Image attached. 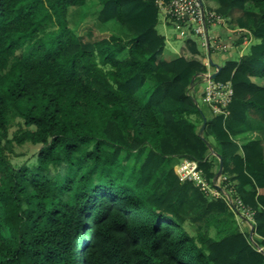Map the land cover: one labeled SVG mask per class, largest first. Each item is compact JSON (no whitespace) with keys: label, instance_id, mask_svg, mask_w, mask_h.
I'll use <instances>...</instances> for the list:
<instances>
[{"label":"trees","instance_id":"obj_1","mask_svg":"<svg viewBox=\"0 0 264 264\" xmlns=\"http://www.w3.org/2000/svg\"><path fill=\"white\" fill-rule=\"evenodd\" d=\"M90 2L120 33L72 28L70 7ZM218 3L259 41L224 64L215 80L232 83L229 114L208 117L197 43L158 59V0H0V264H264V137H237L264 130V85L252 79L264 78V0ZM192 115L207 119L203 131ZM16 117L29 128L14 140L42 144L36 167L6 154ZM213 152L254 212L253 238L225 197L174 168L196 161L217 187Z\"/></svg>","mask_w":264,"mask_h":264},{"label":"built area","instance_id":"obj_2","mask_svg":"<svg viewBox=\"0 0 264 264\" xmlns=\"http://www.w3.org/2000/svg\"><path fill=\"white\" fill-rule=\"evenodd\" d=\"M160 19L167 26L175 29L180 38L197 40L205 50V63L210 67V56L215 52H227L233 48L231 41H227L221 34L216 33V27L225 24L226 20L221 14L207 4V0H159ZM242 31L248 32L246 29ZM212 57V56H211ZM205 87L204 100L216 113L227 115L228 105L232 101L233 87L231 81L221 82L210 79ZM180 169L185 174L181 178H195L198 164L195 161H183ZM204 189L208 187L205 181H200ZM215 192V191H213ZM216 193V192H215Z\"/></svg>","mask_w":264,"mask_h":264},{"label":"rangeland","instance_id":"obj_3","mask_svg":"<svg viewBox=\"0 0 264 264\" xmlns=\"http://www.w3.org/2000/svg\"><path fill=\"white\" fill-rule=\"evenodd\" d=\"M94 4H95L94 2H90L85 6H79V7L78 6H71L70 7V9L68 11V19H69V23L72 26V28L74 30H76L78 33H83V34L91 33L94 37H101V36L109 37V36L113 35L114 33H120L121 30L119 29V24H117L115 22H110L108 24H104L98 20V18H97L98 6L94 5ZM210 6H211V8L215 9L214 5H210ZM160 24H161L160 26H163L165 29L174 31L176 34V38L178 36L176 43L178 45V50H179L178 55H180V50L182 49L183 44H184L183 38L179 37V35L175 31V29H173L171 27H167L163 23H160ZM159 28H160V30H162V27H159ZM249 41H250V38H248L246 45L249 43ZM123 56H126V52L123 54ZM175 56L176 55L174 54V52H171V54H164L163 58L167 59V60H171ZM152 86H153V82H148L144 86V88L142 89L139 97L144 99L149 94ZM203 92L205 93V88H204ZM203 96L204 95H202V99L197 98V100H198V103L200 104V107L202 108L203 112L205 113V115L210 117L209 116L210 108L208 107L209 104L204 100L205 97H203ZM212 109H211V111H212ZM191 118L197 120L198 125H201V124L203 125L202 119H200L197 115H192ZM25 128H29V127H27L23 118H21V117L12 118L11 124L8 128V131H7V137H8V139L11 140V142L8 143L6 141V139H4L2 141V143L5 144L6 154L9 158V160L11 161V163L15 167H19L21 165L26 164L29 167L33 168V167H36V165H37L38 152H39L42 144H40V143L35 144V143L30 142V141H26L24 143H18L17 141H15L14 140L15 135L19 131H21ZM31 128H34V127H31ZM183 161H184V159H183ZM183 161L181 160L178 162V160H176L174 162V168L176 169V171L180 175L185 174V172L181 171L180 166H179L180 162H183ZM195 178L202 181V179H204V176L201 173H198V174H196ZM194 181L198 184L197 180L194 179ZM216 184L218 186L222 187V191H219V190L213 188L211 185H210V188L214 189V191L216 193L218 192L217 193L218 195H224L226 198L232 197L233 202L237 203L238 207L241 209V210H239L240 213L238 212L239 213L238 214L239 222H241L242 225L248 224L249 227H250V225H252L254 228L255 222L252 220L254 216H252V214L248 210L244 209L241 206L240 202L238 201V197L234 196L236 193V187L233 184V182H229L228 176L227 175L225 176V175H223V173H220L218 175ZM215 192H211V193H215ZM243 216L247 217L248 220L244 219ZM243 220H245V221H243ZM186 225H187L188 230L191 233L196 232V226L194 224L187 223ZM246 229L247 228H244V230H246Z\"/></svg>","mask_w":264,"mask_h":264},{"label":"crops","instance_id":"obj_4","mask_svg":"<svg viewBox=\"0 0 264 264\" xmlns=\"http://www.w3.org/2000/svg\"><path fill=\"white\" fill-rule=\"evenodd\" d=\"M207 4L214 5V8L216 10H217L218 5H219L218 0H207ZM225 20H226V22H225L224 25L221 24V25H218L215 28L216 29V33L221 34L222 37H224L227 41H231V43L233 44V48L228 50L227 52H220V53L215 52L212 55V60L215 63H219L222 66L228 60H239L244 54L249 52L250 47L252 46V44H254V43L259 41V39L256 38L252 34V37L250 38L249 43L246 45V42H247L246 31H242L240 29V28H244V27H241V26L235 24V22H233L232 17H225ZM160 25L161 24L158 25V30L160 31V33H162L166 37V46H165L164 52L161 55H159L158 59L159 60H167V59H164L163 56H164V54H171V52H174V54L176 55L175 57L180 56L183 53V47L180 50V55H178L179 54V50H178V45L176 43V40H177L178 36L176 38V34H175L174 31L167 30L163 26H160ZM159 27H162V30H160ZM184 40L185 39H183V43H184ZM196 43H197L198 47L200 48V50L202 51V55H203V57L201 55H197V58L203 60L205 52H204V50H202V48L199 45V43L198 42H196ZM183 46H184V44H183ZM209 69L213 73L216 70V67L214 65H211L209 67ZM252 79H253V81L257 82L258 84L264 85V78L253 77ZM205 86H206V81L204 79V80H202L201 83H199L195 87V96H196V98H201L202 99L203 90H204ZM211 109L212 108H210V113H209L210 117L215 116L213 110L211 111ZM237 137H238L239 142L241 144H243V143H246L248 141V139H250V138L262 139L264 137V130L263 129H256V130H254V131H252V132H250L248 134L238 135ZM211 142L214 145H216V142L213 140V138H211ZM213 155H215L218 158V161L220 162V160H221L220 156H218V154H216L215 152H213ZM259 190H260V192L261 191L264 192V189H262V188H259ZM244 219H247V218H244ZM243 221H245V220H243ZM240 225H241L242 228L243 227L247 228L249 230V232L251 233V237L253 238V226L250 225V227H249L248 224L247 225H242L241 222H240ZM255 235H256V237H260L258 234H255Z\"/></svg>","mask_w":264,"mask_h":264},{"label":"clouds","instance_id":"obj_5","mask_svg":"<svg viewBox=\"0 0 264 264\" xmlns=\"http://www.w3.org/2000/svg\"><path fill=\"white\" fill-rule=\"evenodd\" d=\"M159 1V0H158ZM165 1V0H164ZM158 6H159V4H158ZM160 9V8H159ZM216 10V9H215ZM217 11V10H216ZM159 15H160V13H159ZM160 23H162L161 22V19H160ZM240 29H246V28H240ZM246 30H248V28L246 29ZM249 34V35H248ZM252 37V32L251 31H249L248 30V32H246V39L248 40V38H251ZM185 40H187V39H185ZM184 40V41H185ZM192 40H194V39H192ZM195 42H198L197 40H194ZM202 48V47H201ZM202 50H204L203 48H202ZM204 52H205V50H204ZM206 52H205V55H204V59L202 60L203 61V63L207 66V64L205 63V58H206ZM209 56H210V64L211 65H213L212 63H211V61H213L212 60V54L210 55L209 54ZM210 65V66H211ZM224 66V65H223ZM208 72H210V79H212L211 78V75H212V72L210 71V69H209V66H207V72L204 74V79H205V81H206V86H207V82H208V76H207V73ZM212 80H215V78L214 79H212ZM216 81V80H215ZM205 86V87H206ZM195 90V89H194ZM203 95H205V93L203 92ZM204 97V96H203ZM198 101V100H197ZM206 103V102H205ZM207 104V103H206ZM200 105V104H199ZM208 105V104H207ZM208 107H210L211 108V106L210 105H208ZM213 110V112H214V114L215 115H217V114H224L225 115V113H216L215 111H214V109H212ZM228 110V109H227ZM228 112H229V110H228ZM229 114V113H228ZM227 114V115H228ZM205 119V118H204ZM204 122V121H203ZM221 158V157H220ZM185 160H188V159H184V161ZM183 161V160H182ZM188 161H191V160H188ZM221 161V160H220ZM192 162V161H191ZM196 162V161H195ZM182 162H180V164H181ZM179 164V165H180ZM198 164V163H197ZM221 168V167H220ZM176 170V169H175ZM219 171H220V169H219ZM177 172V171H176ZM195 172H196V174H198V173H201L200 172V170L197 168L196 170H195ZM178 173V172H177ZM178 175L180 176V174L178 173ZM181 177V176H180ZM181 179H186V178H181ZM189 179V178H188ZM203 181H205L206 183H207V181L206 180H204V179H202ZM216 183H217V181H216ZM200 186H201V189L202 190H204L205 192H207V193H209V194H211V195H216V196H223V197H225L224 195H218L217 193H211V192H213L214 191V189H211L210 188V184H208L207 183V185H208V187L206 188V189H204L203 188V186H202V183H198ZM216 186L217 187H213V188H215V189H217V190H219V191H222V187L220 188V186H218L217 184H216ZM234 196H236V195H234ZM237 197V196H236ZM226 198V197H225ZM227 200H228V202L231 204V205H233L234 207H236L237 208V211L240 213V211L239 210H241L239 207H238V205H237V203H235V202H233V200H232V197L231 198H226ZM238 201L240 202V204H241V206L244 208V209H246V210H248L251 214H252V216H254V212L251 210V208L250 207H245V205L238 199ZM243 218H247V217H244L243 216ZM246 220H248V219H246ZM250 220V219H249ZM253 221H254V217H253V219H252ZM255 222V221H254ZM253 234H254V228H253ZM260 250L262 249V248H259Z\"/></svg>","mask_w":264,"mask_h":264},{"label":"water","instance_id":"obj_6","mask_svg":"<svg viewBox=\"0 0 264 264\" xmlns=\"http://www.w3.org/2000/svg\"><path fill=\"white\" fill-rule=\"evenodd\" d=\"M211 63L216 67V70L211 75V78L214 79L219 74V72L221 71L223 66L220 65L219 63H215L214 61H211ZM206 125H207V119L205 118L204 122H203V125H202V128H201L202 131L205 129ZM220 164H221V168H220L219 174L222 173V169H223V166H224V162H223L222 157H221Z\"/></svg>","mask_w":264,"mask_h":264}]
</instances>
